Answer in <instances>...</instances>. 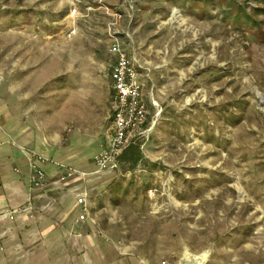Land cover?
I'll list each match as a JSON object with an SVG mask.
<instances>
[{"label": "rangeland", "instance_id": "1", "mask_svg": "<svg viewBox=\"0 0 264 264\" xmlns=\"http://www.w3.org/2000/svg\"><path fill=\"white\" fill-rule=\"evenodd\" d=\"M80 1L72 16L73 0H0V112L54 168L51 191L17 209L0 264H84L82 250L109 245L150 263L187 247L208 264H264V2ZM113 23L152 130L135 137L137 166L98 171ZM86 191L91 224L76 221Z\"/></svg>", "mask_w": 264, "mask_h": 264}, {"label": "built area", "instance_id": "2", "mask_svg": "<svg viewBox=\"0 0 264 264\" xmlns=\"http://www.w3.org/2000/svg\"><path fill=\"white\" fill-rule=\"evenodd\" d=\"M136 1L128 0L125 5V12L129 11V8L134 9ZM80 2V0H73L71 7L72 16L79 14L78 7ZM118 13L120 14H117V21L123 17L122 12ZM115 25L113 23L110 26L114 34H111L112 39L109 46V52L114 58L110 72L112 81L111 121L113 127H111L108 145L94 159L98 171L115 170L119 167L121 155L132 144L135 137L141 133V127L148 118V104L143 97L144 86L138 81L140 66L137 64L135 57L130 55L125 47L124 40L116 36ZM125 35L127 34L125 33ZM128 37H130L129 34ZM23 149L30 156L31 187L33 189L45 188L49 178L44 165L48 158L35 149L27 147ZM18 171L20 172L19 169ZM65 173L68 175L73 174L70 170H66ZM84 194L78 198L77 202L82 207L79 220H85L90 217V206H88L87 200L88 193L85 192ZM166 263L167 261H163V264Z\"/></svg>", "mask_w": 264, "mask_h": 264}, {"label": "crops", "instance_id": "3", "mask_svg": "<svg viewBox=\"0 0 264 264\" xmlns=\"http://www.w3.org/2000/svg\"><path fill=\"white\" fill-rule=\"evenodd\" d=\"M141 75L140 71L138 75V81L140 83H142L140 80ZM143 95L144 100L146 101L145 90H143ZM8 115L9 114H6L5 112H0V256L3 255V252H8L7 254L10 253L9 249L11 248V243L8 242L9 240L11 242V239L17 229V224H19V220L22 219V216L19 215L17 209L21 205H32L33 201L36 203V199L46 195L47 191H51L49 188L51 184L46 185L45 188L42 189H33L31 187L30 156L23 149L26 147L24 144L27 143L26 140L29 137L27 132H24L22 125L19 126L20 129L17 127L14 131V124L12 123L11 117H8ZM111 127H113V124H111ZM151 130L152 127H149L146 121V123L141 127V135H145L146 132H150ZM136 140L137 139H134L132 144L135 143ZM29 148L35 149L33 145ZM37 151L42 152L43 150L40 149ZM121 162L123 161L120 158L119 165ZM44 167L47 173L48 170L51 171L54 169L51 164H45ZM86 192L88 193V191ZM80 196L81 194L78 198ZM89 206L90 217L85 220H79V217H77V222H88L91 224L92 203H90ZM1 214L4 215L1 216ZM11 216H13V218H11ZM22 231L23 230H20V232ZM73 250L74 251L71 252L69 247L67 253L75 255L76 248L74 247ZM82 255L85 260L84 264H163V262L150 263L142 255L129 252L128 250H123V248L112 245L89 246L88 248L82 250ZM1 261L2 260H0V262ZM166 264L169 263L167 262Z\"/></svg>", "mask_w": 264, "mask_h": 264}, {"label": "water", "instance_id": "4", "mask_svg": "<svg viewBox=\"0 0 264 264\" xmlns=\"http://www.w3.org/2000/svg\"><path fill=\"white\" fill-rule=\"evenodd\" d=\"M211 252L209 250L195 253L189 248H185L178 264H208Z\"/></svg>", "mask_w": 264, "mask_h": 264}, {"label": "trees", "instance_id": "5", "mask_svg": "<svg viewBox=\"0 0 264 264\" xmlns=\"http://www.w3.org/2000/svg\"><path fill=\"white\" fill-rule=\"evenodd\" d=\"M260 1L264 2V0H260ZM141 158H142L141 149L136 144H130L129 147L121 155V160L129 162L132 167L137 166Z\"/></svg>", "mask_w": 264, "mask_h": 264}, {"label": "bare ground", "instance_id": "6", "mask_svg": "<svg viewBox=\"0 0 264 264\" xmlns=\"http://www.w3.org/2000/svg\"><path fill=\"white\" fill-rule=\"evenodd\" d=\"M174 14H175V15H176V14H179V11H178V9H175V10H174V13H173V15H174ZM179 15H180V14H179Z\"/></svg>", "mask_w": 264, "mask_h": 264}]
</instances>
